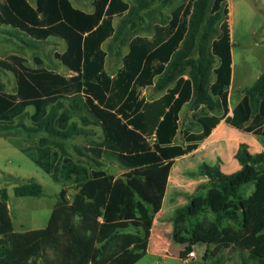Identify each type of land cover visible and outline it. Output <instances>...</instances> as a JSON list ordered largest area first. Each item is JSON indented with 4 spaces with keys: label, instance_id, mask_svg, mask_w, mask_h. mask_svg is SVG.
I'll return each instance as SVG.
<instances>
[{
    "label": "trees",
    "instance_id": "1",
    "mask_svg": "<svg viewBox=\"0 0 264 264\" xmlns=\"http://www.w3.org/2000/svg\"><path fill=\"white\" fill-rule=\"evenodd\" d=\"M156 1L136 0L131 6L124 0H93L94 11L87 13L70 0H36L35 6L28 0H0V25H10L17 34L36 41L50 36L65 40L67 49L56 53V58L75 73L66 77L43 65L32 68L20 55L0 59V70L16 79L13 92L0 84V137L11 135L16 120L28 132L46 134L36 157L30 156L58 181L47 148L53 145L66 155L62 140L90 133L70 121L63 100L83 96L87 114L104 133L102 142L78 149L96 166L82 169L84 179L79 177L81 168L65 160L72 165L67 177L77 175L76 194L72 203L55 209L45 229L14 232L9 195L0 190V264H136L146 255L172 159L196 148V144L185 148L174 144L179 112L190 99L193 106L227 109L232 72L227 0H189L173 11L169 21L154 26L152 40L136 35L123 38V44L129 42V52L117 77L110 78L104 70L103 43L121 38L128 25L135 28L137 19L143 20L141 11ZM114 16L122 19L117 28ZM156 77L158 91L176 85L161 98L146 101L140 97L141 88L153 84ZM28 107H34L31 127L23 124ZM201 121L204 132L190 140L204 139L219 119L203 116ZM231 122L264 137V72L245 89ZM236 157L242 167L230 175L218 165L203 164L198 174L207 176L209 184L200 186L192 203L177 212L192 216V227L204 211H210L217 227L211 229L227 222L239 228L234 241L221 237L209 264H223L217 252L220 246L230 247L227 241L250 247L256 264H264V152L254 155L242 145ZM106 159L116 161L124 173L107 174L102 169ZM248 184L254 190L246 197L241 189ZM14 193L41 197L44 187L30 180L16 185ZM65 193L62 190L63 201Z\"/></svg>",
    "mask_w": 264,
    "mask_h": 264
},
{
    "label": "rangeland",
    "instance_id": "2",
    "mask_svg": "<svg viewBox=\"0 0 264 264\" xmlns=\"http://www.w3.org/2000/svg\"><path fill=\"white\" fill-rule=\"evenodd\" d=\"M31 1L35 2V0ZM73 1L76 6L83 9L91 8V0ZM128 1L131 2V6L136 4V0ZM187 1L157 0L141 11L143 20L137 19L135 28L128 25L125 28V34H121L123 37L113 38L104 45L109 53L107 58L108 72L113 74L121 66L122 54L127 49L125 48L126 44L122 43L123 38H130L138 34L151 36L156 24L165 21L167 16ZM228 3L231 8L230 20L237 70L235 85L240 95L244 87H250L253 84L252 80L242 82L249 66L256 67L257 71H261L264 67V0H228ZM121 21V18L116 20V27L120 25ZM64 46L62 42L56 40L36 42L26 35L17 34L16 31L11 32L9 28L0 26V58H6L16 53L22 56L26 64L30 66L37 65V59H39L45 66H51L66 73V70L58 64L55 58V53L62 51ZM0 84L6 90L12 91L16 84L14 75L0 70ZM235 98V95L232 96V103H235ZM63 104L70 121H77L81 126L90 130V133L62 140L67 152L66 155L53 145L47 148L51 154L50 163L53 166V171H56L59 177L58 181L46 173L30 156L36 157L39 141L46 134L28 132L25 127L18 125L20 122L16 120L13 125H17L11 131V135L7 138L0 137V190L6 189L8 192L9 213L13 223V231L16 233L45 229L57 207L73 202L76 194L75 179L77 175L72 174L67 177V172L72 168V165H68L67 161H71L74 166L77 165L81 168L82 173H79V177L82 179H84L82 169L89 171L92 167H96L88 157L79 153L78 149L82 150L84 147L92 146L93 142H102L104 134L101 126L87 114L81 96L68 98ZM27 112L23 124L31 127L30 115L33 113V109L29 108ZM56 166H59V169L56 170ZM102 169L107 174L116 177L121 176L125 171L112 159H106L105 167ZM30 180H34L44 187V195L41 197L16 196L14 193L15 186ZM249 186V184L245 185L243 190L246 191ZM64 189H66L65 201L61 198ZM164 216L173 226L169 231L172 233L170 238L181 249L174 252L170 257L153 258L145 255L136 264H209L211 252L223 240H218V238L224 236L225 239L231 238L234 241V233L239 231L234 222H227L215 231V229L209 230L206 227L209 225L206 220H203L200 228H197L196 225L192 227L194 218L188 217L185 213L173 211L171 214L165 212ZM158 221L161 224V219ZM202 238L204 241L201 240ZM227 242L230 243V247L220 246L217 252L223 264H256L255 258L250 253V247H241L232 241ZM204 245L210 250L207 260H204L205 252L202 251ZM191 250H196L198 258L192 262L183 261L182 256Z\"/></svg>",
    "mask_w": 264,
    "mask_h": 264
},
{
    "label": "crops",
    "instance_id": "3",
    "mask_svg": "<svg viewBox=\"0 0 264 264\" xmlns=\"http://www.w3.org/2000/svg\"><path fill=\"white\" fill-rule=\"evenodd\" d=\"M28 1L30 2V4L35 6L36 0L34 3L31 0H28ZM124 1H126L129 4L131 3L128 0H124ZM70 2L75 8L83 10L87 13H92L94 11L93 0H91V8L89 9H83L81 7L76 6L73 0H70ZM188 2L189 0L186 3ZM186 3H183V4H186ZM228 6H229L230 38H231V45H232V49H231L232 72H231V81H230V85L228 88L227 109L224 106H220V107L216 106L213 109V108L208 107L206 104H201L199 106H193L192 100L190 99L189 101L184 103V105L182 106L179 112L178 131L174 138V144L179 145L183 148L191 144H196V148L184 155H180L172 159V166L170 169L168 182L166 185L162 207L160 211L154 216L152 229H151V235H150V239L148 243V249L146 253V255L151 256L153 258L170 257L172 256L174 252H177V250L179 251V249H181V247H177L175 241H173L170 238V235L172 233H170L169 231H171L170 229H172L173 226H172V223L168 219H166L167 217L164 216V213L167 212V213L172 214L173 211L177 212L178 209L190 205L193 199L195 198L196 194H198L200 186H205L209 184L210 180L207 176L198 174V171L203 164H207L210 166L218 165L224 174L230 175V174H233L239 171L242 167L240 161L236 157V154L238 153L242 145H246L249 152L254 155L264 152V137L254 133L253 131H246L245 129L239 128L231 122V118H233L234 116V110L239 105V103L242 101L244 97V91L249 86L244 87L242 89V93L239 95V90L236 89V85H235V75H236L237 70H236L235 55H234V50H233L234 42H233V33H232L231 20H230L231 8H230L229 3H228ZM171 15L167 16L166 20L169 21V18ZM120 18H121L120 16H114L113 25L115 28H117L115 22L117 19H120ZM0 26L9 28L11 32L15 31V29H13L10 25L2 24ZM154 34H155V29L153 33L151 34V36L139 35V34L136 36L146 37L149 40H152L154 38ZM28 37L32 39L33 41H36L31 36H28ZM112 39L113 37L106 40L103 43L102 48L107 53L106 58H105V63H104V70L110 78L115 79L117 77L118 72L124 66V57L129 52V42L126 44L125 48L127 49L125 53L122 54L121 66L117 69L115 73L111 74L107 70V58H108L109 53L104 48V45ZM49 40L60 41L65 45L64 49L57 53H64L66 51L67 49L66 41L58 37L50 36L44 41H36V42H45ZM11 55H19V54L14 53ZM55 58H56V53H55ZM56 60L58 61V64L63 69L66 70V73H63L51 66H45L39 59H37V65L35 66H30L26 64V62L25 64L32 68H39L43 65L44 67L51 68L54 71L66 77H71L75 74L72 70H70L67 66H65L58 58H56ZM218 66H219V61L216 62V67ZM256 69H257L256 67L250 65L249 68L246 70L247 72H246L245 77H243L244 79L242 80V82H245V81L248 82L249 80L250 81L252 80L254 84L255 81L264 72V67L261 71H257ZM157 78L158 77L155 78V80L153 81V84L147 85L141 88V93H140L141 98H144L146 101H149V102L157 100L168 92V88H174L176 85V83H173L167 89L158 91L155 87ZM184 78H188V75H185ZM215 79H216V75L213 76V81ZM15 82H16V79H15ZM13 90L12 91L7 90V91L13 92ZM234 95L236 97L235 98L236 101L235 103H232V96ZM177 96L178 95H176V97ZM72 97H76V96L66 97L63 101H65L68 98H72ZM81 98L83 101V96ZM215 99H219V98L215 96ZM29 108H32L33 113H34V107H28L27 110ZM203 116H214V117H217L219 121L211 129L208 136H206L204 139L190 140L189 137L191 135H200L204 132V125L201 121V118H203ZM97 124L99 123L97 122ZM154 141L155 140L152 139L151 142H154ZM249 185L250 186L247 188L246 191H244L242 188V193H244L243 196L248 197L252 194L254 190V185L253 184H249ZM159 219H161V224L158 221ZM203 220L208 221L209 225L206 226L208 227V229L211 230V228H217L215 224L216 223L215 216L210 211H204L199 216L197 224H196L197 228H200L202 226L201 224L203 223ZM220 239L221 238H218V240ZM201 240L204 241L203 238ZM207 249L208 248L205 245L202 246L203 253Z\"/></svg>",
    "mask_w": 264,
    "mask_h": 264
},
{
    "label": "built area",
    "instance_id": "4",
    "mask_svg": "<svg viewBox=\"0 0 264 264\" xmlns=\"http://www.w3.org/2000/svg\"><path fill=\"white\" fill-rule=\"evenodd\" d=\"M197 258H198V254L196 250H191L188 253H186L184 256H182V260L185 262H192Z\"/></svg>",
    "mask_w": 264,
    "mask_h": 264
}]
</instances>
